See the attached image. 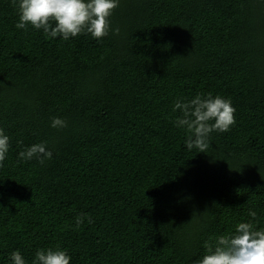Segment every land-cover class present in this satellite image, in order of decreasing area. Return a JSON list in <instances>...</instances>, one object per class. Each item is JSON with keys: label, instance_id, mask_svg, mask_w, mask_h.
I'll return each instance as SVG.
<instances>
[{"label": "trees", "instance_id": "1", "mask_svg": "<svg viewBox=\"0 0 264 264\" xmlns=\"http://www.w3.org/2000/svg\"><path fill=\"white\" fill-rule=\"evenodd\" d=\"M18 22L0 0V264L57 247L70 264H197L237 224L264 229V0H119L102 39ZM209 93L236 123L199 153L173 109ZM41 142L50 160L20 158Z\"/></svg>", "mask_w": 264, "mask_h": 264}, {"label": "clouds", "instance_id": "2", "mask_svg": "<svg viewBox=\"0 0 264 264\" xmlns=\"http://www.w3.org/2000/svg\"><path fill=\"white\" fill-rule=\"evenodd\" d=\"M18 6V29L28 30V26L42 29L46 37H61L69 40L81 34H91L95 39H102L111 30L110 17L119 6V0H12ZM119 34V28L115 30ZM183 115L176 120V126L186 129L190 135L186 140L189 150L196 148L206 153L209 137L213 131L228 132L235 125L236 109L231 101L220 96L207 98L197 96L190 102H175L173 109ZM53 128L67 127L61 118H53ZM194 137V138H193ZM10 148V138L0 128V168ZM20 158H36L41 164L50 160L53 153L47 149L46 142L34 144L19 153ZM249 216L256 219L257 213L249 210ZM81 213L76 218V227L84 223ZM88 222L92 223L90 217ZM205 255L197 264H264V229L257 230L252 222L237 224L234 233L211 238L205 242ZM10 259L13 264H25L19 251H14ZM71 256L57 247L55 250L40 249L33 264H70Z\"/></svg>", "mask_w": 264, "mask_h": 264}]
</instances>
